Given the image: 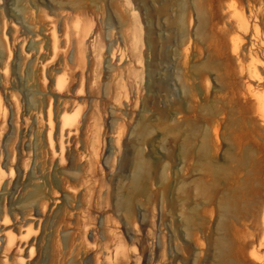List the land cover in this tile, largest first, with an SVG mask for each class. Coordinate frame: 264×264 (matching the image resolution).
<instances>
[{
  "label": "rangeland",
  "instance_id": "1",
  "mask_svg": "<svg viewBox=\"0 0 264 264\" xmlns=\"http://www.w3.org/2000/svg\"><path fill=\"white\" fill-rule=\"evenodd\" d=\"M250 43L264 54V0H0V166L20 170L0 218L40 207L24 264L133 247L112 264H243L241 243L264 237V69L247 77ZM72 66L78 129L57 159L41 123L51 106L59 148L68 92L54 84Z\"/></svg>",
  "mask_w": 264,
  "mask_h": 264
},
{
  "label": "bare ground",
  "instance_id": "2",
  "mask_svg": "<svg viewBox=\"0 0 264 264\" xmlns=\"http://www.w3.org/2000/svg\"><path fill=\"white\" fill-rule=\"evenodd\" d=\"M238 26L240 28V31L243 34H246L250 30H253L254 32H257V28L251 21L244 16H238ZM53 36V45L54 49H56L55 44L56 38L54 33L52 34ZM81 46L84 47L85 45V36H82L80 39ZM248 47V63L245 66V72L247 74V77L250 78L253 81H261L262 77L260 75V71L264 69V54H258L254 48L252 47V43ZM66 57H61L59 59V64L62 65H67L68 60L66 62ZM70 63V62H69ZM71 65V64H70ZM61 67V66H60ZM65 68V67H64ZM73 66L69 67V69L72 71L70 73V77L63 76L61 78H58L55 80L54 84V90L55 92H63V90H67L68 94L65 95L67 97H64L63 99V111L64 113L62 114L61 118L58 120V144L59 148L57 145V149H55L54 146V141L52 138L53 131L55 129V124L53 121V116H52V108L49 106V109L47 111V118L44 123H41L42 127H46L48 129V141L51 146L53 155L57 157L58 159V154H62L63 151V137H64V132L67 133V135H71L74 131L76 132L78 127H75V118L78 115L79 112V102L76 97L78 94L77 91L73 90L74 88V79H75V73L73 72ZM66 74V73H65ZM249 91L252 92V89L249 88ZM256 96V102H257V110L258 113L264 122V90L260 93H255ZM1 103V102H0ZM1 106V104H0ZM1 110V109H0ZM73 112V114H68L67 112ZM119 136H117L118 138ZM59 149V153H58ZM20 177V170L17 169L16 172L13 167L10 168H3L0 166V188L6 189V187H9L11 189L12 194L15 190V187L17 186V183L19 181ZM20 182V181H19ZM36 186V185H35ZM34 188V187H33ZM8 189V188H7ZM6 189V190H7ZM38 186L34 188L33 191H29V194L27 196H37L38 194ZM41 191V190H40ZM7 193V192H6ZM42 194V193H41ZM40 194V195H41ZM25 197V196H24ZM11 198V197H10ZM33 198V197H32ZM40 198V197H39ZM31 199V198H30ZM35 199V198H34ZM32 199V201H34ZM29 200V198L27 199ZM36 200V199H35ZM19 201H11L10 202V208L12 211L15 212V214H19L22 212L21 206L18 205ZM22 202V201H20ZM25 202V201H24ZM21 204V203H20ZM41 205V204H40ZM42 206V205H41ZM37 207V206H35ZM38 208L39 206L34 210L36 215H30L22 212L21 220H14L15 222H11V218L9 215L5 214L3 217L1 216L0 218V253L3 254L5 257L3 259L5 264H24V253L22 254L23 251L26 250V248L30 247L31 242H34V238H32L30 235V231L32 228V224L35 221H40V218L38 216ZM43 209V208H42ZM41 210V209H40ZM43 211V210H42ZM14 218V219H15ZM26 226L23 230L21 229L22 226ZM242 237V235L240 236ZM32 247L30 248L29 251H32ZM28 251V252H29ZM136 252V247H133L131 253L126 252V250L123 252V250L120 251V249H116L112 259L109 257H102L101 260H97L96 264H112L114 262H122V263H129L132 258H134V253ZM10 253L11 256V261L6 260L7 254ZM248 260L251 261L252 264H260L264 262V237L261 239V241L257 242L255 240L248 241V242H243L240 245V250H239V261L243 264H246Z\"/></svg>",
  "mask_w": 264,
  "mask_h": 264
}]
</instances>
